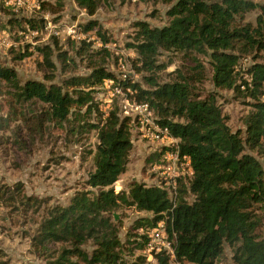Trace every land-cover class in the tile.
Here are the masks:
<instances>
[{
  "label": "trees",
  "instance_id": "16d2710c",
  "mask_svg": "<svg viewBox=\"0 0 264 264\" xmlns=\"http://www.w3.org/2000/svg\"><path fill=\"white\" fill-rule=\"evenodd\" d=\"M37 1L50 14L64 8L63 0ZM160 1L169 6L168 24L152 27L138 21L134 42L128 45L136 52L131 62L134 72L143 76L147 87L135 82L134 75L124 85L137 91V102L151 107L158 125L179 141L181 155L191 159L194 175L187 180L188 185L180 182L175 201L164 188L136 182L128 192L115 191L120 177L127 172L134 143L130 120L120 117L117 107L104 109L103 101L97 100L107 81L120 82L106 67L112 57L110 49L101 47L95 52L92 43L81 42L75 54L90 60L91 72L67 77L58 84L53 82L56 65L52 61L60 48L57 38L53 44L37 48L49 83L28 80L22 84L15 69L0 64V97L11 91L13 98L9 115L0 117V130H9L19 121L35 135L43 133L48 125L80 128L81 123L98 133L95 169L87 181L90 190L77 192L67 206L56 205L48 210L33 238L34 247L44 254L52 251L51 246L60 245L50 255V264H77L74 259L83 264H171V254L165 249L152 251L155 262H148V255L141 253L149 242L148 230L162 221L177 261L219 264L228 245L236 264H264V237L260 233L264 166L255 156H264V4L253 0ZM76 2L90 16L99 9L98 0ZM6 8L12 17L0 23V31L17 26L25 32L27 26L35 29L45 23L44 18H18L17 12ZM253 12H257L255 22L248 21ZM97 26V34L110 44L97 21L89 22L85 31ZM167 52L190 58L191 75L179 71L176 80L163 83L160 73L167 65L159 58ZM30 55L19 52L15 60ZM200 56L211 61L216 89L232 90L251 100L252 112L244 120V134L228 126L216 95L203 98L194 89L205 78ZM93 57L98 62H92ZM59 58L75 63L65 52ZM248 59L252 64L244 73L239 67ZM34 103L43 107L30 117L25 109L15 108ZM86 117L91 120L87 122ZM165 150L150 155L147 163L158 162ZM127 207L152 217L137 220L134 229L143 232L125 243L114 214ZM90 241L94 245L91 254L83 248ZM127 256L135 258L127 261Z\"/></svg>",
  "mask_w": 264,
  "mask_h": 264
},
{
  "label": "rangeland",
  "instance_id": "374dc122",
  "mask_svg": "<svg viewBox=\"0 0 264 264\" xmlns=\"http://www.w3.org/2000/svg\"><path fill=\"white\" fill-rule=\"evenodd\" d=\"M98 1L99 9L96 15L90 16L78 7L76 0H63L64 8L57 14L43 10L37 0H27L23 9L17 12V17L44 18L45 23L39 27L41 33L38 36L30 35L27 30L24 32L17 26L0 31V64L15 69L22 84L28 80L49 83L44 75L46 69L43 56L37 48L51 45L53 39L57 38L60 48L55 51L52 58L56 65L53 82L58 84L73 75H88L91 72L90 60L81 59L75 54V49L81 42L68 38L64 30L70 24H78L85 29L89 22L95 20L103 29L106 38L110 40L112 57L106 67L119 76L124 71L119 63L120 58L132 62L136 57V52L128 47L134 42L135 24L138 21H146L152 27L167 25L169 19L166 12L169 6L160 0ZM253 1L264 4V0ZM5 6L4 0H0V23L4 24L12 17ZM256 16L257 12H253L248 15L247 20L255 22ZM49 23L51 26L46 29ZM99 28L97 26L95 29L98 31ZM55 32H60L59 37L54 35ZM26 35L29 37L26 38ZM92 38L94 40L92 51L96 52L101 48L97 38L104 43L105 41L95 33ZM26 51L32 55L22 61L15 60L19 52ZM62 52L73 58L75 63L62 62L59 58ZM93 58L92 62H98V59ZM199 59L205 68V78L201 84L194 85V89L203 98L210 94L216 95L228 126L233 132L241 131L244 134L246 131L244 120L252 112L249 106L251 100L232 90L216 89L212 80L213 68L210 59L204 56H200ZM159 60L160 63L167 65L160 73L163 83L176 80L179 71L187 76L191 75L190 69L193 66L191 59L182 54L163 53ZM251 64L250 59L243 60L239 70L245 73ZM133 78L135 82L147 87L141 74L134 72ZM7 92L0 97V117L3 118L9 115L13 99L9 94L11 91ZM103 102L104 109L117 107V100ZM42 107L41 103L29 104L25 108L15 106L19 111L25 109L29 117L33 111L39 113ZM90 120L91 118L86 117L87 122ZM81 124L83 127L80 128L71 124L50 127L48 125L43 133L37 135L30 133L19 121L12 123L9 130H0V264H50L52 261L50 255L60 248V245L51 246L52 251L44 254L34 247L33 238L37 235L48 210L56 205L67 206L77 192L90 190L87 181L95 169L94 155L99 142L98 133L84 123ZM133 143L127 172L120 177L114 187L117 193L128 192L135 182L147 186L160 183V174L151 169L152 164L147 163V158L163 148L165 141L140 142L133 138ZM255 156L264 166V156L257 154ZM261 213L260 233L264 237V209ZM115 214L119 216L117 223L121 224L120 237L125 243L132 239L134 234L142 233V230L134 229L137 220L152 217V214L138 211L134 207L119 209ZM83 248L91 254L94 245L90 241ZM134 258L127 256L126 260ZM74 260L77 264H83L79 260ZM219 264H236L233 250L228 245Z\"/></svg>",
  "mask_w": 264,
  "mask_h": 264
},
{
  "label": "built area",
  "instance_id": "2783aa9c",
  "mask_svg": "<svg viewBox=\"0 0 264 264\" xmlns=\"http://www.w3.org/2000/svg\"><path fill=\"white\" fill-rule=\"evenodd\" d=\"M26 2L27 0H4V4L7 7H11L15 12L22 10ZM50 26L51 24L49 23L45 28L49 29ZM39 29L40 28L32 29L29 26L26 27L29 34L34 36H38L41 33ZM64 32L68 38L74 41H86L88 43H93L92 41L94 40L92 35L93 33L97 34L96 29L85 31V29L78 24L67 25ZM54 35L59 37L60 32H55ZM28 37L29 35H26V38ZM97 40L99 41V47L110 49V44H105L100 38H97ZM119 63L124 69L118 76L120 82L112 80L107 81L103 87V93L98 95L97 100H108L111 102L117 100L119 116L130 120L132 139H138L140 142L165 141V146L163 148H166V150L164 154L158 162L151 165V169L160 174V183L159 185L154 183L148 186H158L166 189L169 191L171 199L175 201L178 196L180 182H185L188 185L187 180L192 179L194 175L191 159L186 155H181L179 141L170 135L168 129L158 125L156 114L151 107L148 104L137 102V91L134 90L132 86L124 85V82H126L130 76L134 75L133 65L130 60L128 61L127 59L120 58ZM148 235L149 242L147 248L141 252L148 255V262H155L152 251L155 250L156 252H160L165 249L171 254V264H191L189 262H180L176 260L174 252L170 247L168 234L166 233L165 223L163 221L159 223L158 227L148 230Z\"/></svg>",
  "mask_w": 264,
  "mask_h": 264
},
{
  "label": "water",
  "instance_id": "95a60500",
  "mask_svg": "<svg viewBox=\"0 0 264 264\" xmlns=\"http://www.w3.org/2000/svg\"><path fill=\"white\" fill-rule=\"evenodd\" d=\"M119 219V216L117 214H115V221L117 222Z\"/></svg>",
  "mask_w": 264,
  "mask_h": 264
}]
</instances>
